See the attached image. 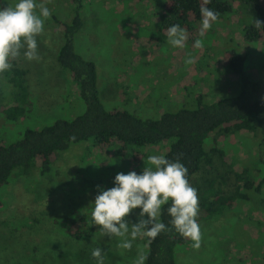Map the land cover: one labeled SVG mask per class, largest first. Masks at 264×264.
<instances>
[{
    "label": "rangeland",
    "instance_id": "1",
    "mask_svg": "<svg viewBox=\"0 0 264 264\" xmlns=\"http://www.w3.org/2000/svg\"><path fill=\"white\" fill-rule=\"evenodd\" d=\"M159 1L77 0L84 23L73 38L74 51L94 64L99 97L106 110H124L142 119L157 120L181 108L193 110L198 100L212 104L235 96L239 80L230 73L227 60L233 52L244 57V75L264 99V30L257 44L245 42L243 36L244 28L256 19L253 15L234 2L233 11L219 15L204 37L199 36L201 21L183 27L188 39L180 49L167 42L171 26L166 27L160 19L163 11ZM17 2L0 0V6ZM46 6L51 15L43 33L36 37L39 60H26L23 51L19 57L32 74L29 112L11 121L0 111V144L20 140L27 128L50 125L56 119L72 120L84 110L68 74L51 68L54 50L50 40L61 31L56 21H71L76 4L46 0ZM197 39L204 42L202 49L194 47ZM189 54L194 59L190 65L185 63ZM43 56L49 58L44 60ZM40 63L50 66L36 76L34 70L41 68ZM11 91L7 79L0 77V107L10 103ZM171 143L169 140L140 148L117 144L101 147L91 139L58 153L51 171L44 176L35 170L30 177L14 172L8 185L0 190V262L17 259V264H28L39 259L41 264H96L91 252L100 248L104 264H133L137 248L147 240L138 238L130 251L118 248V238L102 236L98 227L91 225V204L100 189L115 186L118 173L142 174L147 157L164 155ZM203 148L206 152L216 149L225 159H215L210 172L202 167L195 176L192 187L197 189L198 200L206 180L219 174L230 175L227 188L231 192L234 173H241L243 167L264 173V143L250 133L225 137L210 134ZM255 175L252 173L251 178L256 179ZM256 197L257 208L252 202L235 201L230 210L210 219H205L199 208L196 220L201 246L194 249L189 239L178 246L177 264H264V192ZM74 210L89 219L81 225L94 230L80 243L64 236L54 224V219ZM140 211L134 209L127 217L130 226L138 221Z\"/></svg>",
    "mask_w": 264,
    "mask_h": 264
},
{
    "label": "trees",
    "instance_id": "2",
    "mask_svg": "<svg viewBox=\"0 0 264 264\" xmlns=\"http://www.w3.org/2000/svg\"><path fill=\"white\" fill-rule=\"evenodd\" d=\"M70 2L72 5L76 4L74 17L69 22L56 21L61 31L50 40L54 50L51 68L68 74L77 88L84 110L72 120L56 119L50 125L37 129L27 128L20 140L0 144V190L8 185L14 172L22 177H30L35 171L40 176L46 175L51 171V165L58 153L67 151L71 145L91 139L101 147L117 144L122 148L126 146L140 148L172 140L164 156L166 159L179 160L184 164L188 169L187 179L191 186L202 167L210 172L215 159L219 161L225 159V155L216 149L206 152L203 148L210 134L225 137L228 134L246 132L250 133L253 139L261 138L264 143V99L257 95L256 87L244 75V57L234 52L227 60L230 73L239 80V91L235 96L212 104H204L198 100L193 110L181 108L175 113H165L157 120L142 119L124 110H106L99 97L94 64L74 51L73 38L84 22L77 8V0ZM234 2L256 19L264 20V0H211L206 6L222 15L233 11ZM157 3L163 11L160 19L167 25L166 27L178 24L181 28H187L202 19L200 8L203 0H160ZM263 30L264 28L256 29L253 24L246 26L243 32L244 41L259 43ZM42 58L45 60L49 57ZM10 63L12 68L0 74V77L7 79L12 89V100H9L7 106L0 107V111L7 120L14 121L29 112L27 107L31 104L32 74L29 66L20 58L10 60ZM49 63L39 65L41 67L39 69L36 67L35 75L39 76L40 70H47ZM37 162L39 165H36ZM228 165L230 168L231 165L229 163ZM252 170L254 169L251 167H243L241 173H234L235 184L231 192L227 188L230 177L228 174H219L206 180L205 188L199 197V208L205 219L220 216L225 210H230L235 201L252 202L254 208L258 207L256 196L264 192V173L261 175L260 171ZM252 173L258 174L255 175L256 179H252ZM170 203L162 206L159 217V221L169 228L171 218L167 208ZM2 206L0 201V208ZM86 220L89 219L74 210L64 217L54 219V224L64 236L80 243L94 233L93 229L81 225ZM187 240L174 229L160 233L148 245L145 264H177L176 248L187 244ZM4 263L7 262H0ZM7 264H17V259L9 260ZM28 264L41 262L39 259L31 260Z\"/></svg>",
    "mask_w": 264,
    "mask_h": 264
},
{
    "label": "clouds",
    "instance_id": "3",
    "mask_svg": "<svg viewBox=\"0 0 264 264\" xmlns=\"http://www.w3.org/2000/svg\"><path fill=\"white\" fill-rule=\"evenodd\" d=\"M211 0H203L200 8L201 27L199 36L204 37L218 20L219 13L206 5ZM51 13L46 0H18L14 5L0 6V74L10 70V60L23 56L26 60H39L36 37L44 30V23ZM256 29L264 28V23L253 19ZM188 39L186 31L174 24L167 30V42L174 48L183 49ZM204 42L197 39L194 47L202 49ZM186 64H193L189 54ZM142 174L131 171L118 173L114 179V187L99 190L91 211V225L98 227L102 236L119 239L117 245L122 250L130 251L133 242L145 238L147 243L137 248V256L133 264H145L147 255L144 249L165 231L175 230L181 237L191 240L192 247L201 246V231L196 217L199 211L197 189L187 179L188 169L179 160L166 159L164 155H149L144 162ZM98 189L100 186H97ZM167 208L170 216V228L159 221L162 206ZM139 208L138 221L131 224L127 219L130 213ZM123 254V252L121 253ZM96 264H104V256L100 248L91 252Z\"/></svg>",
    "mask_w": 264,
    "mask_h": 264
}]
</instances>
